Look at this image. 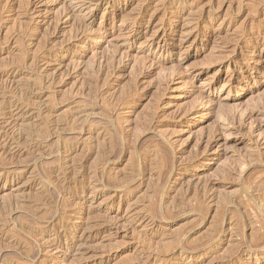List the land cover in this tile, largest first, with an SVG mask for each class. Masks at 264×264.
<instances>
[{"label":"rangeland","instance_id":"rangeland-1","mask_svg":"<svg viewBox=\"0 0 264 264\" xmlns=\"http://www.w3.org/2000/svg\"><path fill=\"white\" fill-rule=\"evenodd\" d=\"M262 108L264 0H0V264H264Z\"/></svg>","mask_w":264,"mask_h":264},{"label":"bare ground","instance_id":"bare-ground-1","mask_svg":"<svg viewBox=\"0 0 264 264\" xmlns=\"http://www.w3.org/2000/svg\"><path fill=\"white\" fill-rule=\"evenodd\" d=\"M136 1H137V0H136ZM143 1H144V0H143ZM138 2H139V0H138ZM258 2H259V1H258ZM261 2H262V1H261ZM140 3H141V2H140ZM259 4H260V2H259ZM213 9H214V8H213ZM209 10H210V9H209ZM204 15H205V14H204ZM200 16H201V15H200ZM210 17H211V16H210ZM132 18H133V17H132ZM132 18H131V19H132ZM250 23H251V24H250L249 26H251V28H256V30L258 29V27H259V28L261 27V24L258 23V22H253V21H252V22H250ZM76 24H78V23H76ZM248 24H249V23H248ZM78 25H79V24H78ZM80 25H81V24H80ZM86 26H87V25H86ZM245 26H246V24H242V25H241V27H243V28H244ZM241 27H240V28H241ZM249 29H250V28H249ZM249 29H248V30H249ZM262 30H263V29H262ZM245 31H246V30H245ZM258 39H259V38H258ZM261 39H262V38H261ZM253 44H254V43H253ZM256 45H257V44H256ZM232 49H235V48H232ZM243 49H244V48H242V50H243ZM234 52H235V51H234ZM252 53H253V52H252ZM228 55H229V54H228ZM228 55H227V56H228ZM231 55H232V54H231ZM250 55H251V54H250ZM252 56H253V55H252ZM224 57H225V56H224ZM224 57H222V58H224ZM219 58L222 59L221 57H219ZM225 58H226V57H225ZM230 58H231V57H230ZM226 59H227V58H226ZM217 61H219V59H218ZM222 61H223V60H220V64H222ZM208 63H209V62H208ZM218 63H219V62H218ZM257 63H258V62H257ZM209 64H210V63H209ZM202 65H203V64H202ZM206 65H207V64H206ZM210 65H211V64H210ZM223 65H224V64H223ZM227 66H228V65H227ZM254 69H255V68H254ZM233 87H234V86H233ZM123 96H124V95H123ZM261 100H263V99H261ZM257 101L259 102V100H257ZM254 102H255V101H254ZM258 102H257V103H258ZM121 104H122V103H121ZM255 105H256V104H255ZM258 106H259V105H258ZM255 107H256V106H255ZM261 107H262V105H261ZM253 108H254V107H253ZM228 109H229V108H228ZM228 109H227V110H228ZM260 109H261V108H260ZM263 109H264V108H262V110H263ZM225 110H226V108H225ZM227 110H226V111H227ZM254 110H255V109H254ZM257 110H259V108H258ZM221 111H223V110H221ZM251 111H252V110H251ZM259 111H261V110H259ZM262 112H263V111H262ZM225 113H226V112H225ZM225 113H224V114H225ZM227 113H228V111H227ZM263 113H264V112H263ZM263 113H262V114H263ZM226 115H227V114H226ZM240 116H241V115H240ZM260 116H261V115H260ZM262 117H263V116H262ZM106 118H107V116H106ZM118 137H119V135H118ZM115 140H116V139H115ZM118 140L120 141V139H118ZM163 141H164V140H163ZM165 143H166V142H165ZM165 143H162V144H165ZM119 144H120V143H118L117 145L119 146ZM120 145H121V144H120ZM120 147H122V146H120ZM119 149H120V148H119ZM120 150H121V149H120ZM137 152H138V151H137ZM161 152H162V150H161ZM159 153H160V152H159ZM135 154H137V153H135ZM165 154H167V153L165 152ZM168 155H170V154H168ZM99 157H100V156H99ZM138 157H139V156H138ZM162 158H163V157H162ZM166 158H167V157H166ZM251 158H252V157H251ZM251 158H250L249 160H251ZM254 158H255V157H254ZM101 159H102V158H101ZM252 159H253V158H252ZM257 159H258V158H257ZM105 160H107V159H105ZM137 160H138V159H137ZM163 160H164V159H163ZM165 160L167 161V159H165ZM169 160H170V159H169ZM166 161H165V162H166ZM245 161H246V160H245ZM255 161H256V160H255ZM34 162H36V161H34ZM102 162H103V161H102ZM169 162H170V161H169ZM103 163H104V162H103ZM156 163H157V162H156ZM163 163H164V161H163ZM245 163H246V162H245ZM251 163H252V162H251ZM255 163H257V162H255ZM104 164H105V163H104ZM104 164H103V165H104ZM240 164H241V163H240ZM137 165H138V164H137ZM163 165H164V164H163ZM171 165H172V164H171ZM248 165H249V164H248ZM257 165H258V164H257ZM259 165H260V164H259ZM261 165H262V164H261ZM159 166H160V165H159ZM159 166H158V167H159ZM169 166H170V165H169ZM255 166H256V165H255ZM101 167H103V166H101ZM154 167H157V166H154ZM164 167H165V166H164ZM94 168H95V167H94ZM167 168H168V167H167ZM167 168H166V169H167ZM244 168H245V167H244ZM242 169H243V168H242ZM247 169H248V168H247ZM136 170H137V169H136ZM136 170H135V171H136ZM138 170H139V169H138ZM167 170H169V169H167ZM237 170H239V167L237 168ZM249 170H250V169H249ZM164 171H165V170H163V172H164ZM173 171H174V170H173ZM136 172H137V171H136ZM136 172H135V173H136ZM163 172H162V173H163ZM243 172H244V171H243ZM243 172H242V173H243ZM139 173H140V172H139ZM171 173H172V172H171ZM237 173H240V171H238ZM240 174H241V173H240ZM101 175H102V174H101ZM101 175H100V176H101ZM168 175H169V174H168ZM254 175H264V167H258V166H257V168L254 169V170H253V173L251 174V176H254ZM100 176H99V178L102 179V177H100ZM238 177H239V176H238ZM249 177H250V176H249ZM237 179H238V178H237ZM97 180H98V179H97ZM103 181H104V180H103ZM108 182H111V181H108ZM164 182H165V181H164ZM166 182H167V181H166ZM166 182H165V183H166ZM238 182H239V181H238ZM263 182H264V181H263ZM156 183H157V182H156ZM156 183H155V184H156ZM111 184H112V183H111ZM111 184H110V185H111ZM165 185H166V184H165ZM242 185H244V183H243ZM105 186H107L106 183H105ZM111 186H112V185H111ZM113 186H114V185H113ZM113 186H112V187H113ZM118 186H119V185H118ZM163 186H164V184H163ZM163 186H161V187H163ZM240 186H241V185H240ZM108 187H109V186H108ZM112 187H110V188H112ZM115 187H116V186H115ZM122 187H123V186H122ZM262 187H263V186H262ZM119 188H120V187H119ZM256 189H257V188H256ZM258 189H259V188H258ZM254 192H255V191H254ZM159 194H160V193H159ZM250 194H252V193H250ZM161 195H162V194H161ZM243 195H244V194H243ZM247 195H249V194H247ZM157 196L160 197L159 195H157ZM155 197H156V196H155ZM250 197H252V196H250V195L247 196V198H248V203H249V204L252 203V207H253V206H254V208L256 207V209H258V211L261 212V211L259 210L260 208H258V206H257V205L255 204V202H254V199H255V198L253 197V199H252V198H250ZM46 199H47V198H46ZM159 199H160V198H159ZM155 200H156V199H155ZM161 200H162V198H161ZM257 200H258V199H257ZM262 201H263V200H262ZM158 202H159V200H158ZM231 202H232V201H231ZM159 203H161V202H159ZM52 204H53V203H52ZM161 204H162V203H161ZM228 204H229V203H228ZM261 204H262V203H261ZM49 205H50V204H49ZM263 205H264V204H263ZM152 206H153V205H152ZM259 207H260V206H259ZM261 208H263V207H261ZM158 209H159V207H158ZM154 210H155V209H154ZM225 210H226V208H225ZM228 210H229V209H228ZM52 211H53V209H52ZM155 212L157 213V211H155ZM158 212H159V210H158ZM191 212H192V211H191ZM230 212H231V211H230ZM224 213H225V212H224ZM226 213H227V212H226ZM236 213H237V212H236ZM241 213H242V212H241ZM198 214H199V216H200V213H199V212H198ZM242 214H243V213H242ZM50 215H51V214H50ZM222 215H223V214H222ZM244 215H245V213H244ZM258 215H259V214H258ZM39 216H40V215H39ZM45 216H46V215H45ZM153 216H154V215H153ZM156 216H158V215H156ZM165 216H166V215H165ZM237 216H238V215H237ZM43 217H44V216H43ZM203 217H204V216H203ZM222 217H223V216H222ZM238 217H239V216H238ZM37 218L39 219L40 217L37 216ZM37 218H36V219H37ZM154 218H157V217H154ZM158 218H159V217H158ZM240 218H242V217H239V219H240ZM259 218H260V217H259ZM263 218H264V217H263ZM240 220H241V219H240ZM242 220H243V219H242ZM4 221H5V220H4ZM46 221H47V220H46ZM246 221H247V220H246ZM246 221H245V222H246ZM29 222H30V221H29ZM32 222H33V220H32ZM32 222H31V224H33ZM202 222H203V221H202ZM223 222H224V221H223ZM225 222H226V221H225ZM240 223H243V222H240ZM37 224H38V223H37ZM198 224H199V222H198ZM233 224H234V223H233ZM215 225H216V224H215ZM240 225H241V224H240ZM241 226H242V225H241ZM250 227H251V226H250ZM245 228H246V227H245ZM223 229H224V228H223ZM232 229H234V228H232ZM242 229H243V228L241 227V230H242ZM258 229H263V230H264V220H260V221H259V228H258ZM258 229H257V230H258ZM219 230H220V229H219ZM254 230H255V229H254ZM217 231H218V230H217ZM224 232H225V231H224ZM187 233H188V232H187ZM215 233H217V232H215ZM218 234H220V233H218ZM253 234H254V233H253ZM254 235H257V234H254ZM259 235H260V234H259ZM32 236H33V235H32ZM182 236H183V235H182ZM214 236L217 237V235H214ZM22 237H23V236H22ZM28 237H29V236H28ZM36 237H37V235H36ZM183 237H184V236H183ZM210 237H211V235H210ZM253 237H254V236H253ZM255 237H256V236H255ZM258 237H259V236H258ZM23 238H24V237H23ZM23 238H22V239H23ZM175 238H176V237H173V239H175ZM214 238H215V237H214ZM241 238H242V237H241ZM29 239H30V238H29ZM32 239H33V238H32ZM34 239H35V238H34ZM243 239H245V237H244ZM181 240H182V239H181ZM181 240H180V242H181ZM251 240H253V239H251ZM23 241H24V240H23ZM175 241H176V239H175ZM206 241H207V240H206ZM242 241H245V240H242ZM28 242H29V241H28ZM246 242H247V240H246ZM29 243H30V242H29ZM172 243H173V242H172ZM174 243H175V242H174ZM174 243H173V244H174ZM194 243H195V242H194ZM208 243H209V242H208ZM208 243H207V244H208ZM211 243H212V241L210 242V244H211ZM214 243H215V242H214ZM243 243H245V242H243ZM249 243H250V242H249ZM173 244H172V245H173ZM202 244H203V243H202ZM174 245H175V244H174ZM178 245H179V244H178ZM183 245H184V243H183ZM247 245H248V244H247ZM165 246H166V245H165ZM170 246H171V244H170ZM196 246H198V245H196ZM204 246H205V245H204ZM207 246H209V245H207ZM244 246H246V245H244ZM244 246L242 245V247H244ZM54 247H55V246H54ZM167 247H168V246H167ZM191 247H192V245H191ZM200 247H203V246H200ZM242 247H241V248H242ZM246 247H248V246H246ZM18 248H19V247H18ZM235 248H236V247H235ZM14 249H15V248H14ZM21 249H22V247H21ZM178 249H179V248H178ZM182 249H183V248H182ZM202 249H203V248H202ZM248 249H249V250H253V251H255V250H259V251L264 250V233H263V235H260V237L257 238L256 241L254 242V245H252L251 247L249 246ZM16 250H17V249H16ZM165 250H166V249L163 248L164 253L166 252ZM173 250H174V249H172V251H173ZM185 250H186V249H183V251H181V252H183V254H184V252H188V251H185ZM194 250H195V251H198V250H200V249H198V248L196 247L195 249H190L189 251H190V253H191V252H194ZM20 251H21V250H20ZM161 251H162V248H161ZM172 251H171V253H172ZM202 251H203V250H202ZM233 251H234V250H233ZM37 252H38V251H37ZM177 252H178V251H177ZM164 253H163V254H164ZM35 254H36V253H35ZM169 254H170V253H169ZM10 255H11V254H10ZM22 255H23V254H22ZM22 255H21V256H22ZM37 255H38V254H37ZM177 255H178V254H177ZM13 256H15V255H13ZM18 256H20V255H18ZM31 256H32V255H31ZM155 256H156V255H155ZM35 257H37V256H35ZM17 258H19V257H17ZM22 258H23V257H22ZM22 258H21V259H22ZM24 258H25V257H24ZM24 258H23V259H24ZM29 258H30V257H29ZM152 258H153V257H152ZM31 259H32V258H31ZM158 260H159V259H158ZM227 260H229V259H227ZM20 261H21V260H20ZM22 261H23V260H22Z\"/></svg>","mask_w":264,"mask_h":264}]
</instances>
